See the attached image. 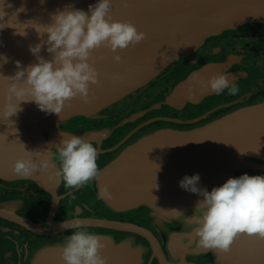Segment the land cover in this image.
Wrapping results in <instances>:
<instances>
[{
  "label": "water",
  "instance_id": "1",
  "mask_svg": "<svg viewBox=\"0 0 264 264\" xmlns=\"http://www.w3.org/2000/svg\"><path fill=\"white\" fill-rule=\"evenodd\" d=\"M95 3L6 0L5 22L9 19L8 26L22 32L32 26L29 21L49 23L50 15L58 9L73 6L87 11ZM21 7L25 11H18ZM110 14L114 20L132 23L138 32L145 33V39L116 53L104 47L92 53L99 83L89 86V102L78 97L66 101L59 115L45 114L26 103L9 121L0 120V178L50 186L55 192L59 178L50 176L56 169L21 177L13 173L12 164L26 155L38 162L35 152L41 157L55 152L61 133L83 136L91 143L99 141L109 128L90 125L105 119L104 111L110 105L143 88L171 64L194 55L209 39L264 29V0H112ZM15 28L0 31V54L9 61L0 68L4 76L15 73V61L23 66L36 62L29 52L30 45L39 43L36 31L26 28V35L20 36ZM40 55L51 58L44 49ZM115 55L121 57L120 63L114 61ZM195 77L208 79L205 73ZM6 84L0 78V105ZM208 93L195 88L190 76L174 87L165 103ZM117 148L99 178L93 180L91 197L81 212L78 208L73 211L78 218H70L86 221L88 231L100 237L104 245L100 254L107 264H171L165 251L171 254L181 248L182 253L201 254L205 264L207 254L216 252L224 264H264V239L255 236L238 235L227 254L200 248L185 216L193 215L201 197L178 187L185 175L197 173L208 191L245 173L264 176V98L251 104L240 100L234 110L203 125L158 129L137 142H121ZM104 186L111 193L110 199L98 198V190ZM50 209L57 219L61 211L56 197ZM181 259L176 264H184Z\"/></svg>",
  "mask_w": 264,
  "mask_h": 264
},
{
  "label": "clouds",
  "instance_id": "2",
  "mask_svg": "<svg viewBox=\"0 0 264 264\" xmlns=\"http://www.w3.org/2000/svg\"><path fill=\"white\" fill-rule=\"evenodd\" d=\"M45 0H40L43 4ZM6 0H0V31L8 28L5 22ZM11 7V5H8ZM112 0H96L87 11L67 6L50 15V22L38 24L29 21L37 33L39 43L29 46L35 63L27 66L15 61L17 69L12 76L0 74L7 81L4 98L0 105V120L9 121L23 109L22 104L32 103L45 114L59 115L65 102L79 98L89 102V86L99 83V73L93 66L92 53L101 47L112 53L135 46L145 39L144 32H138L130 22L114 20L111 16ZM18 11H25L21 7ZM28 23V22H27ZM23 25V24H22ZM16 28L17 35L25 36ZM46 37V38H45ZM44 49L50 59L40 55ZM120 63L121 57H113ZM90 61H92L90 63ZM8 58L0 54V68ZM193 86L215 95L225 90L236 94L238 87L226 75H213L207 80L193 77ZM62 139L55 152L41 157L37 153L35 162L31 155L17 159L12 164L14 174L31 176L36 171L56 169L51 178H59L66 188L78 189L91 180L99 178L97 165L98 149L83 136L61 133ZM33 153V152H29ZM200 175H185L178 183L183 191L201 197L191 217H186L191 226V235L196 244L206 250L227 253L234 239L240 234L264 239V176L242 174L229 178L219 187L208 191L202 187ZM99 199H110L107 186L98 190ZM59 227L72 230L65 237L61 249L63 264H107L100 254L104 245L100 237L87 229V222L80 219H66Z\"/></svg>",
  "mask_w": 264,
  "mask_h": 264
},
{
  "label": "flooded vegetation",
  "instance_id": "3",
  "mask_svg": "<svg viewBox=\"0 0 264 264\" xmlns=\"http://www.w3.org/2000/svg\"><path fill=\"white\" fill-rule=\"evenodd\" d=\"M202 73L208 79L226 75L238 87L237 93L232 95L225 90L215 95L210 91L203 97L194 95L177 99L173 104L165 103L179 82ZM262 98L264 29L209 39L194 55L171 64L143 88L106 108L105 119L91 123L90 127L95 129L109 128L99 141L92 143L99 153V172L118 152L117 145L121 142L123 145L137 142L158 129L184 130L203 125L234 110L240 100L251 104ZM92 182L71 189L59 179L53 192L50 186L0 178V264H63L61 249L72 230H62L59 225L72 216L78 218L73 211L78 208L81 212L90 199ZM55 197L61 211L57 219L50 213ZM182 250L171 254L165 251L171 264L180 263L181 258L184 264H205L201 254ZM217 254H207L206 264H224L225 260H219Z\"/></svg>",
  "mask_w": 264,
  "mask_h": 264
},
{
  "label": "snow or ice",
  "instance_id": "4",
  "mask_svg": "<svg viewBox=\"0 0 264 264\" xmlns=\"http://www.w3.org/2000/svg\"><path fill=\"white\" fill-rule=\"evenodd\" d=\"M238 237V236H237Z\"/></svg>",
  "mask_w": 264,
  "mask_h": 264
}]
</instances>
